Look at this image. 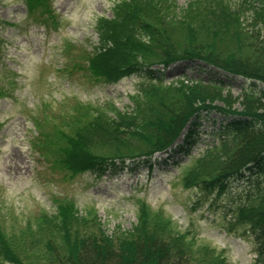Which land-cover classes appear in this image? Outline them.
<instances>
[{
  "label": "rangeland",
  "instance_id": "obj_1",
  "mask_svg": "<svg viewBox=\"0 0 264 264\" xmlns=\"http://www.w3.org/2000/svg\"><path fill=\"white\" fill-rule=\"evenodd\" d=\"M247 1L168 0L173 13L154 2L160 15L150 18L140 9L152 0H52L55 24L39 0H0V93H9L0 97L4 124L0 135L5 136L0 137V229L10 238L17 237L18 245L13 242L12 247L20 248L6 256L2 247L9 243L0 239V264H24L26 246L34 253L50 246L60 248L67 240L81 237L85 229L96 233L104 229L117 245L128 239L150 242L159 237L174 249L186 248L198 264H256L255 237L243 223L246 213L238 215L232 208L246 203L263 178L247 167L243 173L250 176L231 177L224 192L203 181L206 173L215 174L231 161L229 153L244 147L238 137L223 143L219 135L218 126L229 118L224 117L227 107H232L230 113L248 110L252 104L258 111L264 109V98L254 103L244 99L256 80L246 79L243 73L228 74L229 70L206 59L208 63L182 60L165 69L147 65L160 57L161 50L152 48L153 38L166 39L165 45L169 40L174 53L195 45L172 22L170 13L183 20L192 11L218 10L224 14H217L224 18L223 25L230 21L226 29L239 27L264 41V23L257 22L264 13V0H250L251 7ZM26 3L34 7L29 14ZM147 17L148 23L137 22ZM220 17L207 16V22L218 24ZM139 28L141 37L136 38L133 33ZM171 36L180 42L175 44L168 39ZM99 45L103 49L105 45L107 52L93 58L91 65L90 57ZM206 46L199 49L218 55L220 63H248L215 43ZM132 62L137 66L127 68ZM75 63L87 67L75 69ZM8 70L19 74V87L12 89ZM198 78L204 80L202 85L195 81ZM162 80L166 89L157 90L156 82ZM214 80L221 88L210 94L206 84ZM256 83L264 92V83ZM198 95L218 108L202 111L199 117L187 116L186 128L167 150L156 153L153 167L144 158L115 164L107 159L109 154L149 146L157 139L159 126L167 133ZM101 118L109 122L103 128L93 127V120ZM83 126L84 138H76ZM77 140H83L78 152ZM94 155L107 160L101 171L102 163L96 165L98 173L82 169L74 173L67 167L80 166L85 157ZM186 175L192 181H186ZM247 177L252 178L250 183ZM63 210L83 215L87 226L73 220L67 223V233L58 227L39 228L43 219H59ZM28 228L30 234L24 236Z\"/></svg>",
  "mask_w": 264,
  "mask_h": 264
},
{
  "label": "trees",
  "instance_id": "obj_2",
  "mask_svg": "<svg viewBox=\"0 0 264 264\" xmlns=\"http://www.w3.org/2000/svg\"><path fill=\"white\" fill-rule=\"evenodd\" d=\"M46 0H39L40 2H45ZM250 1V0H249ZM247 1L248 6L251 7L252 2L249 3ZM161 4L164 8H166L168 11L172 9V13L174 12V8L171 6L172 4L168 0H152V3L147 5L146 7L140 9L142 12V15L144 17L149 16L150 18L153 16L160 15V8L158 7L157 3ZM210 4L213 5V2H210ZM211 7V6H210ZM207 8V7H206ZM208 9V8H207ZM210 10V9H209ZM206 9H201L192 11L189 14L188 18H185L183 20L178 19L176 16H173L172 13L171 17H173L172 22L175 25H180V28L182 32L184 31L188 35V41L195 42V45L191 48L186 46L184 48H181L178 52H171V44L168 40L167 45L163 43L164 40H159L153 38L151 40V45L153 46V49H158L160 51V57L155 62H163L168 63L170 61H173L177 58L181 57H187V58H194L197 60H202L204 62L206 60H209V62L213 64H217L220 67H223L231 72H238L243 73L248 78H253L256 81L251 84L252 88L248 89L246 93H244V99L253 102H263L262 99L264 98V92L260 88H258L257 81L260 83H264V41L260 39L259 36H256L254 32L245 31L239 27L234 28V30H228L226 29L228 27V23L230 21H227L225 25L222 24V20L224 18L217 16V14L224 15L221 12H218V10L209 11ZM212 17L213 20H216V17L218 18V24L211 23L208 24L207 22V16ZM146 18L144 20H138L137 22L143 21V23H148V19ZM235 22H237V19H231ZM257 22L264 23V13L260 16L259 20ZM136 25V24H135ZM140 29L138 32L133 33L136 38H140ZM190 32V34H189ZM175 44H177L178 41L177 37L171 36L170 38ZM212 42L217 45L222 50H225L230 53H234L236 56H239V58H244L248 63L244 66L240 65H230L227 63H220L219 61L222 59L216 55L212 56L211 54L205 53L203 50L199 49L200 47H207L206 42ZM113 42L118 44V39H113ZM197 43L199 46H196ZM211 45V44H210ZM144 46V45H142ZM167 47L169 49H167ZM99 51L96 53H93L90 57V63L94 62L93 58H100L102 55L106 54L107 49H104L102 45H99ZM164 49V50H163ZM84 57H86V54H83ZM153 63L154 61H149ZM224 62V61H223ZM208 63V62H207ZM143 64H146L143 62ZM75 66L82 68H86L87 65H80L79 63H75ZM137 65L135 63H128L126 64V67H136ZM239 66V67H238ZM255 66V67H254ZM97 76L103 75L104 73L96 72ZM105 76V75H103ZM160 78V77H159ZM114 80V78H113ZM181 81V80H180ZM196 82H199V85H202L204 83L202 79H196ZM211 84H206L209 88L210 94H213V91H216L219 93V89L221 88L217 82L211 81ZM159 85L157 86V90L161 88H165V82L158 81L156 82ZM163 85V86H162ZM169 87H172V84L168 85ZM249 86V87H251ZM161 87V88H160ZM248 87V88H249ZM166 89V88H165ZM156 90V91H157ZM208 98V97H207ZM213 99V97H211ZM191 102L187 106L188 109L183 112L185 115L183 117H178L177 122L174 123L170 128H167V133L164 132L162 128L159 126L157 139L150 143L149 146L145 147L142 146V149H139L136 152L129 153V152H120V153H113L109 154V157L107 159L112 162L115 158L119 157L121 159H124L125 157L137 155V154H150L153 150L161 149L164 146L168 145L173 138H175L178 133L181 131L183 126L188 123L187 116L190 118V116L194 113L195 117L198 115L200 116V112L202 111H209L213 108H218V106L212 105L210 102L206 103V98L202 95L193 96L190 100ZM198 101V102H197ZM198 103V104H196ZM186 107V108H187ZM169 109L168 107H166ZM230 106L227 107V111L225 113H228L227 115L229 118L225 119V121L220 124V133L221 139L224 142L230 143L235 138L241 139V144L244 145L242 149L238 152V148L235 149L232 153H229L228 159H231V161L223 168H217L220 169L215 174L208 175L206 173V177L203 179L205 185L209 187V184L212 185V187H215L216 185L220 186L222 189L224 188V180L228 178L230 175V172H234L236 170H240L245 164L249 162H255L260 166V171L263 175V184L259 185L256 188V191L251 195L250 199L247 203H243L239 205V210L236 214H242L246 213L245 216H243V222L249 223L255 239L257 241V253H258V263L257 264H264V109L262 111H258L257 108L252 104V106H249L248 110H245L243 112L240 111V113H230ZM233 111V110H232ZM120 112H117L119 114ZM115 115V114H114ZM115 115V116H116ZM190 115V116H189ZM174 117V115H172ZM99 118V117H97ZM115 120L113 119L114 122ZM109 121H105L102 118L101 119H94L93 120V127H100L103 128L104 124ZM162 126V125H161ZM83 129H86L85 126L80 128L77 133L75 134V137L78 138H84ZM190 129V128H189ZM188 129V131H189ZM95 129L92 130V132ZM124 132V131H122ZM97 132L92 133V137L95 136ZM122 136L125 135V133H121ZM118 135H120L118 133ZM86 136V134H85ZM87 137V136H86ZM76 140V139H74ZM231 140V141H230ZM83 143V140H77V143L75 144V150L80 147V144ZM77 154V153H76ZM228 156V155H227ZM97 159V160H96ZM104 158H98V156H88L85 157V161L80 166H70L67 165L68 169L73 171L74 173H78V170H92L91 172H98L96 169V165L99 163H102L100 167V171L102 169V166L107 163V160H102ZM227 159L224 160L223 163L227 162ZM70 164V162L68 163ZM222 163L219 164V166ZM261 164V165H260ZM227 174V175H226ZM263 207H259V206ZM254 209V211H253ZM252 211V217L251 215L247 214V212ZM83 215L78 214L76 212H68L66 210H63L60 213V218L55 219L52 217V219H48L46 217V220H42V226L39 227L42 230H47L49 227H58L60 232H63V230L68 229V222L69 221H78L82 223L84 226H87L84 222V219L82 217ZM87 220V219H86ZM63 224V225H62ZM62 226V227H61ZM98 232L92 231L91 229H85L81 233V237H77V239H70L64 242V246L58 247H45L42 250H39L38 252L33 251V249H30L26 246V262L24 264H198L197 260H193L190 251H188L186 248L182 249H174L168 244V241L161 240L159 237H157L154 241L146 242L139 238V241L136 239L127 241H124L122 244L120 242L119 245H117L111 238L110 235H108L104 229H97ZM70 231L67 230L66 233ZM75 231L78 232L75 228ZM27 232V233H26ZM31 232H34L31 231ZM24 236H28L30 234V228L26 229L24 232ZM180 234V233H179ZM66 237V236H65ZM0 239L7 240L9 246L2 247V251L6 256H8V252L15 250H19L20 248H13L12 243L14 242L15 245H18V239L10 238L9 234L4 232L0 229ZM19 240H21V243L23 244V241L21 237H19ZM138 242V244H137ZM16 247V246H15ZM51 253L54 255L52 256ZM4 256V255H3ZM4 256V257H6ZM2 258V257H0ZM9 259V258H8ZM23 260V259H22ZM19 264H22L19 262Z\"/></svg>",
  "mask_w": 264,
  "mask_h": 264
}]
</instances>
